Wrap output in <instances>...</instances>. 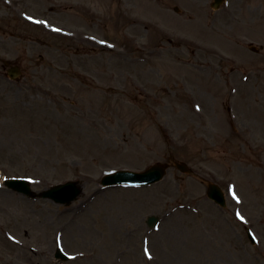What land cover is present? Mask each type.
<instances>
[{
  "label": "rangeland",
  "instance_id": "374dc122",
  "mask_svg": "<svg viewBox=\"0 0 264 264\" xmlns=\"http://www.w3.org/2000/svg\"><path fill=\"white\" fill-rule=\"evenodd\" d=\"M212 2L0 0V264H264V0ZM69 180L75 201L42 197Z\"/></svg>",
  "mask_w": 264,
  "mask_h": 264
},
{
  "label": "water",
  "instance_id": "95a60500",
  "mask_svg": "<svg viewBox=\"0 0 264 264\" xmlns=\"http://www.w3.org/2000/svg\"><path fill=\"white\" fill-rule=\"evenodd\" d=\"M223 0H215L213 3V6L219 7L220 4L222 3ZM164 167L161 164L155 165L154 167L148 169V171L143 172V173H132V172H118L115 174H110L105 177L104 182H119V181H124V180H132L131 178L136 177L141 180V183H148V182H153L155 180H159L162 176V172ZM186 170V167L183 168ZM76 185L74 183H68L66 185H61L58 187H53L51 190L46 191L44 193L45 196H50L57 201H66L69 199L74 198L80 190L75 187ZM22 190H25L26 192L28 191L27 187H24ZM209 195L214 198L218 202H223L224 198L222 195V192L218 187L215 185L211 184L209 186ZM67 194V196L65 195ZM70 195L72 197H70ZM157 220L156 217H151L150 218V223H154Z\"/></svg>",
  "mask_w": 264,
  "mask_h": 264
},
{
  "label": "bare ground",
  "instance_id": "6f19581e",
  "mask_svg": "<svg viewBox=\"0 0 264 264\" xmlns=\"http://www.w3.org/2000/svg\"><path fill=\"white\" fill-rule=\"evenodd\" d=\"M26 250H28L30 253H32L33 255H39V253L38 252H36L34 249H32L31 247L29 248V247H27L26 248ZM40 256V255H39Z\"/></svg>",
  "mask_w": 264,
  "mask_h": 264
}]
</instances>
